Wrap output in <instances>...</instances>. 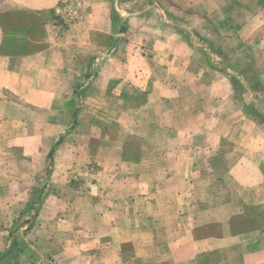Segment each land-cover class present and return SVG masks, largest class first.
<instances>
[{
    "label": "crops",
    "instance_id": "obj_1",
    "mask_svg": "<svg viewBox=\"0 0 264 264\" xmlns=\"http://www.w3.org/2000/svg\"><path fill=\"white\" fill-rule=\"evenodd\" d=\"M63 2L0 0V264H125L127 258L136 264H264V139L239 159L212 154L220 144L217 124L202 123L209 113L178 89L187 63L151 47L149 58L134 59L130 82L121 83L146 96L142 105L118 99L119 113L134 119L128 128L119 123L115 153L107 156L103 148L97 157L94 196L72 202L53 190L36 205L34 219L20 221L42 187L51 153L31 146L35 127L27 114L41 109L54 121L56 114L72 113L65 102L72 67L83 62L86 69L88 59L71 44L72 31L56 40L43 26L51 36L43 43L30 21L59 13ZM191 2L209 7L210 1ZM158 65L178 69L173 76L155 74ZM229 129L224 125L221 136ZM169 132L177 138L169 140ZM226 160L228 170L219 174L213 164ZM56 165L49 183L66 188L73 172ZM217 177L229 183L216 197Z\"/></svg>",
    "mask_w": 264,
    "mask_h": 264
},
{
    "label": "rangeland",
    "instance_id": "obj_2",
    "mask_svg": "<svg viewBox=\"0 0 264 264\" xmlns=\"http://www.w3.org/2000/svg\"><path fill=\"white\" fill-rule=\"evenodd\" d=\"M209 1L207 7L205 3L193 5L191 0H64L59 13L30 19L43 43L51 37L43 26L50 27L56 40L72 31L71 44L80 45L82 54L86 50L88 59L86 69L83 62L72 67L71 91L66 92L71 97L65 101L72 113L56 114L54 121L41 109L27 114L35 127L29 132L31 146L50 148L51 153L42 187L20 221L34 219L36 205L53 190L72 202L86 193L94 196L97 157L103 148L107 156L115 153L119 123L128 128L134 119L119 113L123 104L118 99L128 105L133 98L144 103L146 94L137 93L126 83L123 88L121 83L130 82L127 78L135 73L138 62L134 59L151 56L147 47L160 55L166 51V59L180 58L187 63L182 66L185 81L178 89L182 99L194 98L197 107L209 113L208 117L202 115V123L211 119L217 124L214 132L220 144L211 148L212 154L239 159L242 154L254 153L258 139H264V0ZM191 14L199 15L197 22L190 19ZM79 29L92 32L79 34ZM139 48L146 51L137 54ZM177 69L158 65L155 74L173 76ZM99 110L108 112L99 114ZM224 125L230 129L221 136ZM174 138L176 134L169 132L168 139ZM56 164L70 166L68 170L73 172L66 188L49 183ZM213 165L224 175L229 162ZM226 182L223 177L216 178V197L228 187ZM68 188L73 191L69 193ZM124 261L136 264L133 259Z\"/></svg>",
    "mask_w": 264,
    "mask_h": 264
}]
</instances>
